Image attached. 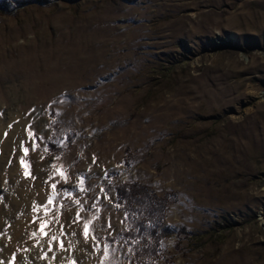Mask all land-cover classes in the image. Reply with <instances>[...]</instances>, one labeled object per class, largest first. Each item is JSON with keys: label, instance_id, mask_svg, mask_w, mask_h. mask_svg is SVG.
I'll use <instances>...</instances> for the list:
<instances>
[{"label": "rangeland", "instance_id": "rangeland-1", "mask_svg": "<svg viewBox=\"0 0 264 264\" xmlns=\"http://www.w3.org/2000/svg\"><path fill=\"white\" fill-rule=\"evenodd\" d=\"M10 111L0 157H24L31 190L57 183L41 236L75 243L82 263L99 264L94 233L138 237L110 251L117 264H264V0H0ZM123 184L165 199L163 219L133 197L117 207ZM97 197L85 238L75 217L92 213L75 201Z\"/></svg>", "mask_w": 264, "mask_h": 264}, {"label": "bare ground", "instance_id": "bare-ground-1", "mask_svg": "<svg viewBox=\"0 0 264 264\" xmlns=\"http://www.w3.org/2000/svg\"><path fill=\"white\" fill-rule=\"evenodd\" d=\"M14 120L16 116L12 111L7 113L5 118H0V137ZM25 170L23 164L18 162L11 152L0 157V261L8 264L9 259L15 257L17 264H90L89 260L85 263L79 260L73 242L64 244V249H59V241L54 242L53 251H48L49 237L41 236L38 243L36 238L32 237L33 231L38 233L41 231L39 229L41 219L33 221V205L46 202L50 193L31 190L24 182ZM36 215L39 217V212ZM41 246L47 252V258L38 255Z\"/></svg>", "mask_w": 264, "mask_h": 264}, {"label": "snow or ice", "instance_id": "snow-or-ice-1", "mask_svg": "<svg viewBox=\"0 0 264 264\" xmlns=\"http://www.w3.org/2000/svg\"><path fill=\"white\" fill-rule=\"evenodd\" d=\"M29 138L33 139V146H35V143L37 141H43L44 137L38 136L33 138V133L31 131L28 132ZM56 143H62V140H57L55 141ZM23 151L25 153H27L29 151V149L27 147L23 148ZM45 151H48L47 148H45ZM60 157L57 156L56 159H59ZM93 162H95V157H93ZM20 163L23 164L24 163V157L22 156L20 158ZM50 167L54 170L52 173V176H56L59 177L60 179L66 180L67 176L65 175L66 170L62 167V166H58L56 163H51ZM29 173L27 172V170H25V176H27ZM51 178V177H50ZM85 177L83 175H81L80 180H79V186L77 188V192L79 193H84L86 192L85 189ZM104 179H108V175L107 173H105ZM89 186H90V178H89ZM63 192V196L67 197L72 195V192H70L68 189H63L61 190ZM101 191L104 193V196L106 198H110L109 196V192L104 191L103 187H101ZM58 195L57 192V183H52L51 184V192L50 194L47 196L46 202H43L41 204H34L33 208H32V212L34 213L33 215V221L39 219L38 215H36V213L40 210L43 209V212L45 214V218L41 219V222L39 224V229L41 230L40 233L33 231L31 233L32 237L36 238L37 243L39 242L42 232L45 228V224L51 222L48 219V213L50 211H54L53 209V205L54 202L56 201V197ZM99 197H97L92 206L90 208H84L83 205L80 204V201L77 199L75 201V205L78 207V209H80V211H88L90 213H92V216L90 219H84L79 215V212L77 214V216L75 217V220L80 221L83 225V236L85 238L89 237V230L90 227L93 225L95 219L97 218L96 216V210H97V201H98ZM120 201L116 202V206L119 207L120 206ZM61 207H63V205H61ZM129 216V214L127 212H125V218L127 219ZM92 238L94 240V244H93V251H97L100 250L102 251V255L100 257V261L99 264H117L116 261H110L109 260V256H110V251L112 255H115V253L117 251L121 252L122 254H124V247L123 245H127L128 246V253H131L133 250V245L136 243V240L138 239V237H133V238H129L126 237L124 235H119L117 236L115 239H109V238H103V239H99L95 237V234H92ZM58 247L59 249H64V243L60 240V237L57 233H54L52 236L49 237L48 241H47V247H48V251H53L52 245L54 242H58ZM119 246V247H117ZM27 250V249H25ZM41 258H47V252H45L43 250V246H41V252L38 254ZM127 255V254H125ZM15 257H13L14 259ZM53 259L55 258V252H53ZM0 264H3V261H0ZM122 264V262H121Z\"/></svg>", "mask_w": 264, "mask_h": 264}, {"label": "trees", "instance_id": "trees-1", "mask_svg": "<svg viewBox=\"0 0 264 264\" xmlns=\"http://www.w3.org/2000/svg\"><path fill=\"white\" fill-rule=\"evenodd\" d=\"M32 1L35 0H11V2H17L19 5H25ZM5 3L8 4L7 2H4L3 5H5ZM131 197H133L135 201L139 199V203L143 206V208L146 206V210L149 208L151 214H153L152 208H155V211H157V207H160V209H158V214L160 215V218L163 219L166 204L165 199L154 196L146 186L123 184L118 187V198L121 202L120 204H126ZM139 213L141 214L142 211L140 210ZM170 234L171 233L168 230L163 233L166 237Z\"/></svg>", "mask_w": 264, "mask_h": 264}]
</instances>
